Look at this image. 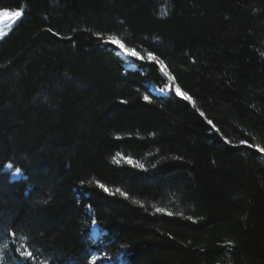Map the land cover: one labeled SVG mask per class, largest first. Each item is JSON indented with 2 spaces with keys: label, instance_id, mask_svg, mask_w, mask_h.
<instances>
[{
  "label": "trees",
  "instance_id": "obj_1",
  "mask_svg": "<svg viewBox=\"0 0 264 264\" xmlns=\"http://www.w3.org/2000/svg\"><path fill=\"white\" fill-rule=\"evenodd\" d=\"M20 9L0 40V264H264V0H0Z\"/></svg>",
  "mask_w": 264,
  "mask_h": 264
},
{
  "label": "rangeland",
  "instance_id": "obj_2",
  "mask_svg": "<svg viewBox=\"0 0 264 264\" xmlns=\"http://www.w3.org/2000/svg\"><path fill=\"white\" fill-rule=\"evenodd\" d=\"M4 11H8V10H0V31L7 33V35L9 34V32L15 27V25L18 23L19 20L13 22L12 20L8 19L7 17H4L2 15V13ZM5 35L4 38L7 36ZM2 40V39H0ZM119 46V45H118ZM120 50H119V54L121 56V58L124 60L125 62V66L127 69H133L134 68V64L133 61L134 60H138V61H142L144 62V59H140L138 57H141L140 55H138L135 51L132 50L131 54H129V52L127 51L128 48H126L125 46L123 48H121L119 46ZM150 62H156L154 60H149ZM159 63V61L157 62ZM160 64V63H159ZM165 68H161V72L162 75L164 76V78L167 80V85H165L164 87H157L154 84L150 85L151 91L153 94L157 95V96H169L172 94L173 92V82L171 79H169V75L168 73L166 74L164 71ZM164 88L166 89L165 91L161 92V89ZM167 88H171V91H168ZM177 87L174 88V91L176 90ZM181 91V90H180ZM176 93V91H175ZM181 98H184V95H178ZM9 172L12 171V167L8 168ZM12 178H14L15 180H19L22 177L21 173H16L13 172L12 173ZM93 240L94 242H99L101 240V234L98 231V227L96 225L93 226ZM95 259L96 264H124L122 259L120 257H108V256H101V255H95L93 257ZM93 261V259H92ZM92 264V262H91Z\"/></svg>",
  "mask_w": 264,
  "mask_h": 264
},
{
  "label": "snow or ice",
  "instance_id": "obj_3",
  "mask_svg": "<svg viewBox=\"0 0 264 264\" xmlns=\"http://www.w3.org/2000/svg\"><path fill=\"white\" fill-rule=\"evenodd\" d=\"M2 15H3L4 17H7L8 19L12 20L13 22H15V21H17V20H20V19L23 17V15H24V11H23V9L16 10V11H4V12L2 13ZM49 31H51V29H50ZM5 35H7V33H4V32H2V31H0V39H3ZM108 40L111 41V42H112L113 44H115V45H119L121 48L124 47V45L121 44L120 40H119L117 37H115V36H109V37H108ZM127 51L129 52V54H131V52H132L131 49H128ZM138 58L143 59V57H138ZM147 59H149V60H158V58H157V57H154V56L152 55V53H148V54H147ZM159 63H160L161 66H163V61H160ZM169 79H171V77H169ZM165 90H166V89L162 88V89H161V92H163V91H165ZM167 90H168V91H171V88H167ZM175 91H176V94H177V95H181L180 89H179L178 87L176 88ZM144 99L147 100L148 97L145 96ZM184 99L187 100V99H190V97H188L186 94H184ZM209 123H211V121H209ZM242 143H243V142H242ZM250 147H251V145H250ZM257 147H258V150H259V151L264 152V148H259V146H257ZM9 167H12V166L9 165ZM16 171H17V172H20V169L17 168ZM100 187H101V188H104L103 185H100ZM104 191H108V189H107V188H104ZM43 203H47V201H43ZM157 211H162V210H161V209H157ZM92 223H93V224H96V221L93 220ZM27 255H28V257H31L32 253L29 252ZM92 264H96L94 258H93Z\"/></svg>",
  "mask_w": 264,
  "mask_h": 264
},
{
  "label": "bare ground",
  "instance_id": "obj_4",
  "mask_svg": "<svg viewBox=\"0 0 264 264\" xmlns=\"http://www.w3.org/2000/svg\"><path fill=\"white\" fill-rule=\"evenodd\" d=\"M154 61H156V62H158V60H154ZM161 66V65H160ZM161 67H163V66H161ZM164 68V67H163ZM164 71H165V73L167 74V71L164 69ZM181 92V96H183L184 95V93L182 92V91H180Z\"/></svg>",
  "mask_w": 264,
  "mask_h": 264
},
{
  "label": "water",
  "instance_id": "obj_5",
  "mask_svg": "<svg viewBox=\"0 0 264 264\" xmlns=\"http://www.w3.org/2000/svg\"><path fill=\"white\" fill-rule=\"evenodd\" d=\"M157 63V62H156ZM159 66H160V64L159 63H157ZM164 66V65H163ZM165 67V66H164ZM160 68H162L161 66H160ZM166 69V68H165ZM166 71H167V69H166ZM168 72V71H167ZM169 74V73H168ZM169 77H171L170 76V74H169ZM172 79V78H171Z\"/></svg>",
  "mask_w": 264,
  "mask_h": 264
}]
</instances>
